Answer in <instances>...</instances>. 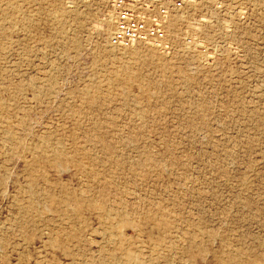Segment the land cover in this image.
<instances>
[{
    "label": "rangeland",
    "instance_id": "rangeland-1",
    "mask_svg": "<svg viewBox=\"0 0 264 264\" xmlns=\"http://www.w3.org/2000/svg\"><path fill=\"white\" fill-rule=\"evenodd\" d=\"M106 9L0 0V264H264V0Z\"/></svg>",
    "mask_w": 264,
    "mask_h": 264
},
{
    "label": "built area",
    "instance_id": "built-area-1",
    "mask_svg": "<svg viewBox=\"0 0 264 264\" xmlns=\"http://www.w3.org/2000/svg\"><path fill=\"white\" fill-rule=\"evenodd\" d=\"M104 21H111L113 30L108 43L115 48L138 43L159 48L166 45V25L172 12H179L196 0H105ZM218 8H222L219 5Z\"/></svg>",
    "mask_w": 264,
    "mask_h": 264
}]
</instances>
